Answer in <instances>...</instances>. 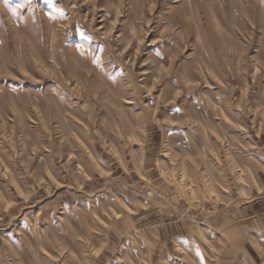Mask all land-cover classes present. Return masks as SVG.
Returning <instances> with one entry per match:
<instances>
[{
	"label": "rangeland",
	"instance_id": "1",
	"mask_svg": "<svg viewBox=\"0 0 264 264\" xmlns=\"http://www.w3.org/2000/svg\"><path fill=\"white\" fill-rule=\"evenodd\" d=\"M0 264H264V0H0Z\"/></svg>",
	"mask_w": 264,
	"mask_h": 264
},
{
	"label": "snow or ice",
	"instance_id": "2",
	"mask_svg": "<svg viewBox=\"0 0 264 264\" xmlns=\"http://www.w3.org/2000/svg\"><path fill=\"white\" fill-rule=\"evenodd\" d=\"M29 2H31V0H29Z\"/></svg>",
	"mask_w": 264,
	"mask_h": 264
}]
</instances>
